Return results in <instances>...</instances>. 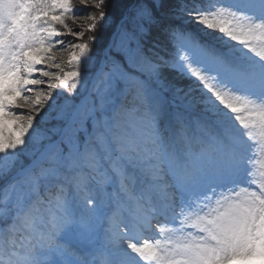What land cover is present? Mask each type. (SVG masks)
<instances>
[{
    "label": "snow or ice",
    "instance_id": "1",
    "mask_svg": "<svg viewBox=\"0 0 264 264\" xmlns=\"http://www.w3.org/2000/svg\"><path fill=\"white\" fill-rule=\"evenodd\" d=\"M255 128L264 0H0V264H264Z\"/></svg>",
    "mask_w": 264,
    "mask_h": 264
},
{
    "label": "rangeland",
    "instance_id": "2",
    "mask_svg": "<svg viewBox=\"0 0 264 264\" xmlns=\"http://www.w3.org/2000/svg\"><path fill=\"white\" fill-rule=\"evenodd\" d=\"M226 3L229 4L230 6H235L237 4L246 3V0H226ZM98 81H100V82H98V84L94 87V90L96 92L98 91V93L100 94L103 92L105 85H104L102 79H99ZM93 82H94V80L90 81V85ZM252 133L253 134L250 138L251 147L249 149L248 155L250 157H252L251 164L254 167L255 173L259 174L261 172H264V129L255 128V129H252ZM192 134L196 135V136L202 135L198 130H195V129L192 130ZM161 154H162V146H156L151 155H152L153 159L155 160ZM144 155H148V153H144ZM129 163H131L133 165L134 162H132V161L127 162V164H129ZM134 165H137V164H134ZM115 183H116V181L112 185L108 186V188L106 190L107 193H109V188L111 186H114ZM144 188L145 187L141 186L142 190H144ZM52 196L55 197L54 195H52ZM92 199H94L96 201V204L93 208L89 209V211L93 214V217H94L92 225H90V226H94V225L102 222V213H101V211H99L100 210L99 206L103 202H106V204H108V195H104L103 193L94 194L92 196ZM80 202L83 203L82 199L80 200ZM106 221H107V219H105V222ZM102 236H103L102 231H99L96 234V244L98 247L102 246L104 243Z\"/></svg>",
    "mask_w": 264,
    "mask_h": 264
},
{
    "label": "trees",
    "instance_id": "3",
    "mask_svg": "<svg viewBox=\"0 0 264 264\" xmlns=\"http://www.w3.org/2000/svg\"><path fill=\"white\" fill-rule=\"evenodd\" d=\"M111 11V9H110ZM105 42V37L104 36H101V44H103Z\"/></svg>",
    "mask_w": 264,
    "mask_h": 264
}]
</instances>
